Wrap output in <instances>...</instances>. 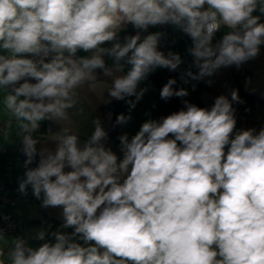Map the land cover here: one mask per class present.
I'll list each match as a JSON object with an SVG mask.
<instances>
[{
    "label": "clouds",
    "instance_id": "9594fccd",
    "mask_svg": "<svg viewBox=\"0 0 264 264\" xmlns=\"http://www.w3.org/2000/svg\"><path fill=\"white\" fill-rule=\"evenodd\" d=\"M257 10L264 14V0H0V90L26 157L19 191L30 186L42 207L62 208L60 228L73 229L38 230L33 239L53 238L38 248L17 237L0 264H264V128L236 130L237 89L210 109L184 101L131 138L122 134V158L106 146L98 117L83 144L73 119L85 116V86L102 104L135 97L126 100L131 111L151 73L178 69L179 53L158 50L164 33L142 36L150 26L191 38L182 79L239 69L264 45ZM128 25L136 32L121 41ZM176 83L169 78L161 99L188 95ZM131 119L121 113L116 124ZM43 121L60 126L43 137L55 150L36 147Z\"/></svg>",
    "mask_w": 264,
    "mask_h": 264
},
{
    "label": "crops",
    "instance_id": "0c3cea01",
    "mask_svg": "<svg viewBox=\"0 0 264 264\" xmlns=\"http://www.w3.org/2000/svg\"><path fill=\"white\" fill-rule=\"evenodd\" d=\"M254 15L260 16V20L262 22V14L259 10H257ZM162 26H166L167 28L176 31V28L171 25H157L155 27H149L150 33L159 32ZM132 28L133 27L131 25H128L126 30H130ZM227 31V28H221L220 31L216 33L213 43L219 41ZM191 44L192 42L190 37L184 40L179 39L176 42L175 49L188 53L187 49L191 47ZM105 46L110 47L111 45L108 44ZM78 54L86 55L83 52ZM105 61L109 67L113 66V60L111 58L106 56ZM128 67L130 66H125V73L127 72ZM194 69L195 72L198 71L195 67ZM159 73L160 68L151 73L147 80L140 84V88H146L147 90L142 98L136 103L135 108L131 111L129 110L126 100H135V97H129L126 98V100L113 99L111 103H118L117 106L112 108L107 106L110 103H100L96 95L88 92L87 87L85 86V88L81 90V97L84 101V107L86 110L85 116L73 117L76 121L75 127L81 144H83V142L87 140L93 132L94 125L92 124V120L98 117L102 122V126L108 133V138L105 142L106 146L110 147L119 158H122L118 137L127 133L129 138H131L139 131L142 123L149 119L159 120L156 101L159 91ZM122 74L124 73H116V75ZM98 75L100 79L107 80L111 83V78L105 77L102 72H98ZM208 80L212 81L211 85L207 83ZM233 89L238 90L239 97L243 102H245L243 107L242 103H233V107L236 110V130L254 129L255 133H258L262 128H264V45L261 46L260 54L255 59L244 63L241 70L235 68L234 66L221 68L216 74H214V76L206 77L204 80L198 81L196 92L202 107L210 109L214 104L215 98L220 95L228 96V98L231 99L230 93ZM5 94L6 93L3 90H0V175L6 160L9 158L11 160L10 183L12 188L16 189L19 187L20 180L24 178L25 170L23 169L21 160L18 156V144L21 137L17 134L19 130L16 126L15 118L12 117L4 107L3 99ZM105 96L107 97L106 92ZM69 111L72 112L73 110ZM243 112L244 115L241 116V113ZM121 113H124L125 115L130 114L132 119L123 125L116 124V117ZM48 122L49 128L47 127ZM112 125L115 126L112 127ZM59 129V125L50 121L41 122L36 135V138L40 139V143L36 146L38 151L41 147H49L55 150V143L51 140L43 139V137L47 138V136L51 133L59 131ZM116 130H118V132ZM2 149H5L6 151L3 152ZM70 170L71 169L69 168L65 169V171ZM9 211L21 220L22 226L20 232L23 237L29 240V244L32 247H35L37 241L33 239V237L40 229H46L49 233L58 229L66 233L73 231L72 228H60V225L63 223L61 215L62 208H44L42 207V204L40 205L36 202L19 200L14 207L9 208ZM41 216H45L51 223L42 225L40 221ZM49 225L51 227H49ZM48 237L49 240H53L51 236ZM78 242L83 243L82 241ZM11 247H13V243L10 237L3 236L0 238V251L4 253V256L0 257V259L7 262V253Z\"/></svg>",
    "mask_w": 264,
    "mask_h": 264
},
{
    "label": "built area",
    "instance_id": "2783aa9c",
    "mask_svg": "<svg viewBox=\"0 0 264 264\" xmlns=\"http://www.w3.org/2000/svg\"><path fill=\"white\" fill-rule=\"evenodd\" d=\"M135 32L136 30L134 28L130 30L122 31L119 33V39L123 41L125 36L134 35ZM159 32L164 33V35L160 39L158 50L164 52L165 55H167L169 51L179 53L183 61L176 71H171L168 69L160 68L159 88L162 89V87L167 83L169 78H174L176 79L177 83L173 85V88L175 89L184 88L189 91H196L198 87V81L191 80L190 78H187V77L182 79L185 71L189 69L193 64L192 57L185 51L175 49L176 42L179 39L180 40L188 39L189 36H187L186 34H184L178 29L174 31L173 29L167 28L166 26H162ZM149 33H150V29H148L147 32L142 33V36H146ZM242 66L239 68L240 70ZM191 70L195 73L194 67H192ZM185 79H187L188 81L187 83H185ZM244 104L245 102H242V107ZM243 115H244V112L241 113V116ZM47 127L49 128V122L47 123ZM36 135H37V132H34L33 136L35 138H36ZM21 147H22V142L20 140L18 144V156L21 160L22 167L25 170L24 161L26 160V157L22 153ZM2 151L5 152L6 150L2 149ZM38 161H39V156H37L36 161H34L33 164L30 165V167H36L38 164ZM10 170H11V160L8 158L3 166V170L0 175L1 177L0 179V234H2L3 236H8L11 239L15 240L17 237H23V235L20 232L22 222L17 216H15L9 211V208L14 207L19 200H25L28 202H36L40 205L42 204V200L36 199L33 196L32 189L30 186L27 189V194H22L19 191V187L16 189H13L10 183V175H11ZM40 221L42 225H47L51 223L50 220H48L45 216H41ZM48 240H49L48 236H46L44 241L37 240L35 244V248H38L40 245L47 242Z\"/></svg>",
    "mask_w": 264,
    "mask_h": 264
},
{
    "label": "trees",
    "instance_id": "16d2710c",
    "mask_svg": "<svg viewBox=\"0 0 264 264\" xmlns=\"http://www.w3.org/2000/svg\"><path fill=\"white\" fill-rule=\"evenodd\" d=\"M262 22H264V14H262ZM161 90L162 89L159 88L157 100H156L157 106H158L159 120L163 117H166L167 115H169L173 112H177V111L181 110L184 107V101H188V102L193 103L199 107H202V104L199 100V97H198L196 91L187 90L188 95L186 97L181 98V97H175L174 96V97L170 98L169 100L165 101V100L161 99V97H160ZM175 90H179V89H175ZM117 103L118 102H112L107 106H110L113 108V107L117 106ZM114 126L112 125V127H114ZM116 131L118 132V130H116Z\"/></svg>",
    "mask_w": 264,
    "mask_h": 264
},
{
    "label": "water",
    "instance_id": "95a60500",
    "mask_svg": "<svg viewBox=\"0 0 264 264\" xmlns=\"http://www.w3.org/2000/svg\"><path fill=\"white\" fill-rule=\"evenodd\" d=\"M12 240V242L14 241V239H11Z\"/></svg>",
    "mask_w": 264,
    "mask_h": 264
}]
</instances>
